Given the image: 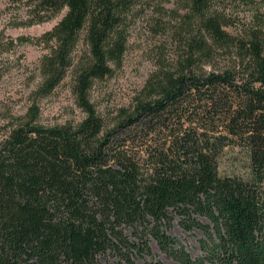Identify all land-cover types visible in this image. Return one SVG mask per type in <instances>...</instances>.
<instances>
[{"label":"trees","instance_id":"16d2710c","mask_svg":"<svg viewBox=\"0 0 264 264\" xmlns=\"http://www.w3.org/2000/svg\"><path fill=\"white\" fill-rule=\"evenodd\" d=\"M28 1L36 24L66 11L45 35L50 86L86 44L74 92L87 117L29 121L0 142V264H138L152 243L177 264H264V8L241 18L235 7L255 0ZM163 2L181 52L107 130L92 86L122 65L139 17H164ZM175 224L203 235L202 256L170 235Z\"/></svg>","mask_w":264,"mask_h":264},{"label":"rangeland","instance_id":"374dc122","mask_svg":"<svg viewBox=\"0 0 264 264\" xmlns=\"http://www.w3.org/2000/svg\"><path fill=\"white\" fill-rule=\"evenodd\" d=\"M256 3V4H255ZM264 1L240 5L234 11L241 18L249 16ZM165 13L147 12L139 17L131 29L128 50L123 63L113 75L94 82L89 100L104 119L107 130L116 128L136 108L150 99L146 91L149 79L162 70L173 68L180 46L173 30L179 22L170 14L172 3L163 2ZM66 11L41 24L34 23L33 10L28 0H0V142L18 126L32 121L46 128L78 127L87 117L79 108L74 92L75 74L79 61L87 54L81 41L74 52L62 79L50 86L45 64L53 43L45 35L62 20ZM182 14V12H180ZM165 25L164 31L154 29L156 23ZM229 166L224 167L228 171ZM170 235L180 240L186 251L196 259L203 255L199 231L185 233L175 224ZM152 258L139 259L138 264H177L151 244Z\"/></svg>","mask_w":264,"mask_h":264}]
</instances>
